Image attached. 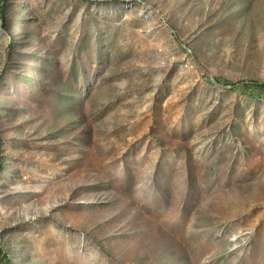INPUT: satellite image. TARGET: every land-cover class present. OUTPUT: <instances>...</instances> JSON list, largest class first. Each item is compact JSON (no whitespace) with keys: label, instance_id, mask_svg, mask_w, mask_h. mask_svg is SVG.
I'll use <instances>...</instances> for the list:
<instances>
[{"label":"rangeland","instance_id":"1","mask_svg":"<svg viewBox=\"0 0 264 264\" xmlns=\"http://www.w3.org/2000/svg\"><path fill=\"white\" fill-rule=\"evenodd\" d=\"M251 83L264 0H0V264H264Z\"/></svg>","mask_w":264,"mask_h":264},{"label":"water","instance_id":"2","mask_svg":"<svg viewBox=\"0 0 264 264\" xmlns=\"http://www.w3.org/2000/svg\"><path fill=\"white\" fill-rule=\"evenodd\" d=\"M184 46L190 50V52L193 54V57H194V60L196 61V63L210 75V77L212 78L213 82L216 85L221 86V88H233V87L238 86V85H235V86H226V85H224V83L220 82L216 78V76L213 75L211 72H209L207 70V68L196 58V56L194 55V51H193V49L190 46H188L187 44H184Z\"/></svg>","mask_w":264,"mask_h":264},{"label":"trees","instance_id":"3","mask_svg":"<svg viewBox=\"0 0 264 264\" xmlns=\"http://www.w3.org/2000/svg\"><path fill=\"white\" fill-rule=\"evenodd\" d=\"M4 11V21H5V24L7 26V18H6V13H5V10ZM253 85H255L256 87H260V88H264V83H251Z\"/></svg>","mask_w":264,"mask_h":264}]
</instances>
